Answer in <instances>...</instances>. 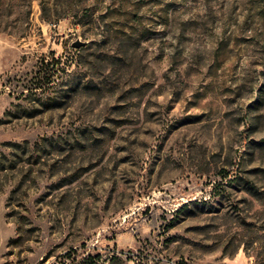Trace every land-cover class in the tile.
<instances>
[{"label": "rangeland", "instance_id": "obj_1", "mask_svg": "<svg viewBox=\"0 0 264 264\" xmlns=\"http://www.w3.org/2000/svg\"><path fill=\"white\" fill-rule=\"evenodd\" d=\"M0 264H264V0H0Z\"/></svg>", "mask_w": 264, "mask_h": 264}, {"label": "water", "instance_id": "obj_2", "mask_svg": "<svg viewBox=\"0 0 264 264\" xmlns=\"http://www.w3.org/2000/svg\"><path fill=\"white\" fill-rule=\"evenodd\" d=\"M85 44H86V42H82V41L78 40V41L73 43V46L79 48V47L85 46Z\"/></svg>", "mask_w": 264, "mask_h": 264}]
</instances>
